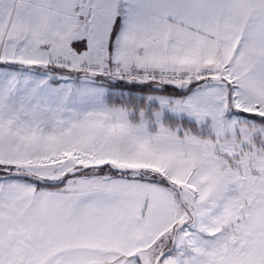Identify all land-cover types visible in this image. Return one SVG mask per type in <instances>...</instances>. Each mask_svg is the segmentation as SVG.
<instances>
[{
    "label": "snow or ice",
    "instance_id": "6c2138e0",
    "mask_svg": "<svg viewBox=\"0 0 264 264\" xmlns=\"http://www.w3.org/2000/svg\"><path fill=\"white\" fill-rule=\"evenodd\" d=\"M0 264H264V0H0Z\"/></svg>",
    "mask_w": 264,
    "mask_h": 264
}]
</instances>
